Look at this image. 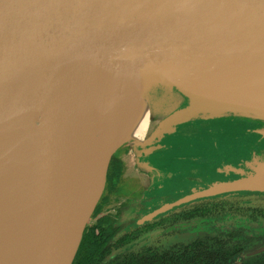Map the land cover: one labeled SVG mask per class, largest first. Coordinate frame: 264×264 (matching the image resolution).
Instances as JSON below:
<instances>
[{"label":"water","instance_id":"1","mask_svg":"<svg viewBox=\"0 0 264 264\" xmlns=\"http://www.w3.org/2000/svg\"><path fill=\"white\" fill-rule=\"evenodd\" d=\"M83 50L99 52L112 68L135 65L159 81L147 121L175 104L146 140L136 133L109 141L96 198L80 217L76 166L56 111ZM34 102L31 143L11 167L31 166L49 197L35 264H71L110 159L122 146L149 153L183 123L228 115L257 121L255 131L264 136V0H0V110ZM252 161L245 168L227 164L230 179L191 188L153 214L215 194L263 192L264 160Z\"/></svg>","mask_w":264,"mask_h":264},{"label":"bare ground","instance_id":"2","mask_svg":"<svg viewBox=\"0 0 264 264\" xmlns=\"http://www.w3.org/2000/svg\"><path fill=\"white\" fill-rule=\"evenodd\" d=\"M159 87L135 65L112 68L95 50L77 55L56 114L66 125L60 134L76 166L80 217L96 198L105 146L145 128ZM36 110L35 102L0 110V209L6 212L0 220V264H35L46 232L49 197L40 179L31 166L11 167L31 143ZM18 179L21 185L11 187Z\"/></svg>","mask_w":264,"mask_h":264},{"label":"flooded vegetation","instance_id":"3","mask_svg":"<svg viewBox=\"0 0 264 264\" xmlns=\"http://www.w3.org/2000/svg\"><path fill=\"white\" fill-rule=\"evenodd\" d=\"M174 104L175 101H171L167 103L161 111L151 115L146 130L141 136L142 141L146 140L157 121L166 111L172 108ZM200 120L205 121V119H195L183 124H189ZM226 120L231 123L238 119L236 116L229 115ZM204 128L205 131L214 135L206 138V141H208V149H212L217 145V133L219 132H221V134L223 133L221 140L224 143L225 150H229V148L233 146L235 142L233 138L234 134L233 132H228L230 129L228 131L227 128H225V130H223V128L217 129V126H208ZM175 131L170 135H174ZM242 131L245 132L244 130ZM249 133L251 132H247L248 135ZM260 136L259 134V137ZM246 137L247 136L244 134L240 135V139L243 141L240 145H247L246 141H248V138ZM162 143L165 145L145 154H140L138 145L127 143L113 154V156L115 155L118 177L115 182H108V179L106 180L104 188L106 196H101L99 200L101 209L98 214L93 217V220L101 218L104 222L111 221L118 232L122 226L121 223H118L110 215H102L103 207L112 201L111 196L113 194L115 197L119 194H123V196L127 197L125 203L121 204V207L118 208L119 212H122L125 210L123 207H128L131 204L133 197H135L134 201L137 202L140 200V197L142 200V198L144 199L148 196L156 197L159 194L161 196L170 195L172 197H180L182 195L180 193L184 192V190L187 191L191 188L198 187L195 186V184L205 185L209 183L206 180H197L194 173L191 175V172H195V168H201L196 167L195 159H197V157L192 156L191 159L187 158L189 157L187 156L189 151L184 154L178 152L173 155L171 152L167 151L172 148V142L165 140ZM183 156L184 158H182ZM205 158L199 159H202V164L212 159L211 157ZM131 161L132 163H130ZM129 167H131V170ZM200 173V170L199 172L197 171L198 175H200ZM213 175L212 177L209 176V180L218 178L217 173ZM187 179L188 182L186 181ZM145 180H147V182L143 183ZM125 183H127V186L123 190L122 187ZM169 183L172 185L175 183L173 186L174 188H168L169 191H163L162 186L165 187V184ZM177 183L181 185L180 189H176ZM136 188L140 189L137 190ZM137 191H140L139 194H136ZM173 192L174 194H172ZM214 201H217V217L212 215L203 218L190 217V208L196 207L201 203H211ZM159 219H161V224L158 223ZM148 222L153 224V229H151L149 233H139L137 238L132 241H139L138 247H141L142 243L146 242V245H151L159 249L158 251L167 249L173 250L180 245L188 248L191 241L199 236L203 237L206 231L217 229V243L228 242V244L232 246V248L229 249L230 253L226 256V264H264V192L262 191L231 192L227 193V195H217V199L211 197L200 198L172 208ZM148 222L134 229L127 230L122 234L136 229L140 230L143 226H147ZM199 224H207L209 228L205 227L203 228L204 231H202L203 229H200ZM194 229H200L201 231L198 230L199 232L191 234L190 230ZM116 234L114 236L115 238L120 236H116Z\"/></svg>","mask_w":264,"mask_h":264},{"label":"rangeland","instance_id":"4","mask_svg":"<svg viewBox=\"0 0 264 264\" xmlns=\"http://www.w3.org/2000/svg\"><path fill=\"white\" fill-rule=\"evenodd\" d=\"M236 118L238 120H236L235 122L232 121L231 123L225 119H217L216 121L215 120L213 121L212 120L210 121L200 120V121H194L189 124L180 125L177 127L174 135L166 136L167 138L166 141L172 142V146H171L172 148L168 149L167 151L171 152L173 155L178 152H181L184 154L187 151H189V154H187V156L189 157L185 155L187 158L191 159L192 156L197 157V159H195L196 160L195 164H196V167H201V168H198L201 173L200 175H198L197 171L199 172V170L196 168H195V172H191V175H193V173L194 175H196L197 180H201V181L206 180L207 182L210 183V182H217L218 180L230 179L232 176V173L229 172L228 174L225 171L226 170L225 166L227 164L233 167L245 168L246 164L253 162L252 160L254 158L259 159L261 161L264 160V137H261V136L259 137V133L255 131L260 124L250 119L240 118L237 116ZM147 123H146V126H147ZM146 126L145 128H143V130H140V132L138 133L139 135L142 134L146 130ZM208 126H213V127L217 126V129L223 128V130L227 128V131L230 129L228 132H233L234 134L233 138L235 142L237 143L234 142L233 146H231L229 150H225L226 148H224V143L221 140L220 141L217 140V145L213 147L212 149H208L207 148L208 141H206L207 140L206 138L214 136L213 134L208 133V131H205L204 127H208ZM242 130H244L245 132H243ZM247 132H251V133H249L248 135ZM222 134L221 132H219L217 133V136L219 135L221 138ZM242 134L246 135L247 136L246 138H248V141H246L247 145L245 144L240 145V143L243 142L240 139V135ZM205 157H211L212 159H210V161L208 162L205 161L203 165L201 161L202 159L201 160L199 159L205 158ZM182 158H184V156ZM130 163H132V161ZM130 168L131 167H129V169ZM215 173H217L218 178L214 180H209L210 177H212V175ZM21 181L22 179H18L11 187L20 186V184L18 183ZM186 181L188 182V179ZM146 182L147 180L143 181V183H146ZM208 184H205V185L195 184V186L206 187ZM174 185L170 183L165 184V187L162 186V190L169 191L168 188L173 189ZM126 186H127V183L123 185L122 189L124 190ZM180 186L181 185L180 184L178 185L177 183L176 189H180ZM136 189L138 190L140 188H136ZM190 190L191 189L187 191L184 190V192H181V193L179 192V193L182 194L181 196H183L187 194L188 192H190ZM103 192L104 193H102L103 194L102 196H106L105 190H103ZM139 192L140 191H137L136 194H139ZM239 192H242V191H239ZM172 194H174V192ZM113 195L111 196L112 201L103 207L102 215H105V214L110 215L118 223H121L122 226L118 230L116 236L121 235L123 232L127 230L134 229L145 222L151 221L152 219L159 217L164 212L157 213V214H153V212L158 207L179 197V196L172 197L170 195L161 196L159 194L156 197L148 196L144 199L142 198V200L140 197L141 201L139 200L138 202L134 201L135 197H133L132 198L133 201L131 202V204L128 207H123V209L125 210L122 212H119L118 208L121 207L120 206L121 204L125 203L127 197L123 196V194L116 195V197L115 195L114 196ZM217 195H227V193L226 194H215L209 197L217 199ZM209 197H205V198H209ZM3 209L2 208L0 209V220L2 221L4 220V216L6 215V212ZM149 215H151V217L148 218ZM199 227L201 230L205 227L209 228L207 227V224H199ZM200 229L190 230V232L191 234H194V233L201 231ZM202 231H204V229ZM175 239H176V236H175ZM145 243L146 242L142 243V246L146 245ZM138 244H139V241H134L132 243L131 242L128 243L124 247L116 248L112 251V253H110L107 256V258H110V257L117 258L120 253H125L128 250L134 249V247L136 248Z\"/></svg>","mask_w":264,"mask_h":264},{"label":"trees","instance_id":"5","mask_svg":"<svg viewBox=\"0 0 264 264\" xmlns=\"http://www.w3.org/2000/svg\"><path fill=\"white\" fill-rule=\"evenodd\" d=\"M115 165V155L111 157L106 180L116 181L118 177ZM219 208V207H218ZM101 207L96 204L89 221L87 222L78 249L71 264H226L227 255L232 248L228 242L217 243V229L206 231L203 237L191 241L188 248L182 245L173 250H160L151 245L136 246L125 253H120L117 258L107 256L119 247H124L137 238L138 234L149 233L153 229L151 222L141 228L114 237L117 229L111 221L102 219L93 220ZM217 217V201L201 203L190 208V217ZM161 219H159L158 223Z\"/></svg>","mask_w":264,"mask_h":264},{"label":"crops","instance_id":"6","mask_svg":"<svg viewBox=\"0 0 264 264\" xmlns=\"http://www.w3.org/2000/svg\"><path fill=\"white\" fill-rule=\"evenodd\" d=\"M229 116V115H228ZM228 116H226V117H223L222 119H225L226 120V118L228 117ZM217 119H215V121H216ZM210 121V120H209ZM213 121V120H212Z\"/></svg>","mask_w":264,"mask_h":264}]
</instances>
